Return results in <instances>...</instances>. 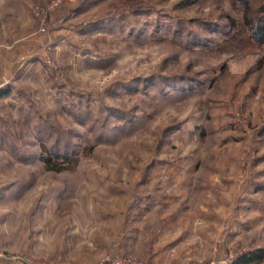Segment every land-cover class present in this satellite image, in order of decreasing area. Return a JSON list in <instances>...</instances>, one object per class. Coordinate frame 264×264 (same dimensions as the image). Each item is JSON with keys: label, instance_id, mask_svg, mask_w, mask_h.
<instances>
[{"label": "rangeland", "instance_id": "obj_1", "mask_svg": "<svg viewBox=\"0 0 264 264\" xmlns=\"http://www.w3.org/2000/svg\"><path fill=\"white\" fill-rule=\"evenodd\" d=\"M263 5L0 0V264L264 248Z\"/></svg>", "mask_w": 264, "mask_h": 264}, {"label": "trees", "instance_id": "obj_2", "mask_svg": "<svg viewBox=\"0 0 264 264\" xmlns=\"http://www.w3.org/2000/svg\"><path fill=\"white\" fill-rule=\"evenodd\" d=\"M232 27L236 26V21L233 18H229ZM264 21V5L261 7L260 14L255 24H250L251 35L254 39L264 43V25L261 23ZM6 89L0 90V94L7 92ZM49 152V150H48ZM49 154H53L52 152ZM45 160V159H44ZM50 161V160H47ZM231 264H264V248H254L249 251H244L239 254Z\"/></svg>", "mask_w": 264, "mask_h": 264}, {"label": "built area", "instance_id": "obj_3", "mask_svg": "<svg viewBox=\"0 0 264 264\" xmlns=\"http://www.w3.org/2000/svg\"><path fill=\"white\" fill-rule=\"evenodd\" d=\"M1 258H2V256L0 254V259ZM129 262L130 261L125 259V258H119L117 260H112L111 263H108V264H130ZM24 264H34V263H31V261H25Z\"/></svg>", "mask_w": 264, "mask_h": 264}]
</instances>
